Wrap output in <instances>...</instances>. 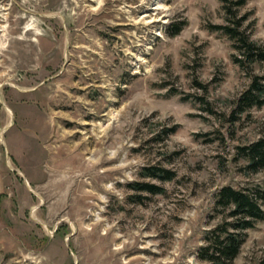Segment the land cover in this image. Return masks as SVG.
<instances>
[{"label":"rangeland","instance_id":"rangeland-1","mask_svg":"<svg viewBox=\"0 0 264 264\" xmlns=\"http://www.w3.org/2000/svg\"><path fill=\"white\" fill-rule=\"evenodd\" d=\"M234 20L264 48V0H0V264H211L220 190L264 191ZM245 234L231 264H261L264 220Z\"/></svg>","mask_w":264,"mask_h":264},{"label":"trees","instance_id":"trees-1","mask_svg":"<svg viewBox=\"0 0 264 264\" xmlns=\"http://www.w3.org/2000/svg\"><path fill=\"white\" fill-rule=\"evenodd\" d=\"M242 4H244V1H239L236 5ZM229 12L235 18V13L231 9H229ZM234 22L237 23V27L226 25L220 29L224 30L229 38L234 41L239 55L242 56V59L236 57V62L242 63L245 59H250V62L264 61V48L257 47L251 42L246 33L239 29L240 23L236 20ZM171 27L175 28L172 33L173 36L179 34L182 30V27ZM237 105L241 112L264 105L263 77L255 76L252 78L250 86L240 95ZM240 150L252 172L264 169V139H259L248 146L241 147ZM145 170L143 175L147 178L161 181H169L174 178V173L168 169L154 166L147 167ZM132 188L137 192L154 195L163 192V188L152 183H137ZM261 203H264V191L247 193L232 187L221 189L218 193V205L225 210L230 209L229 214L226 216V219L230 218V220H226L220 229L208 233L206 237L207 244L200 249V258L211 264H231L239 255L245 242V231L253 228L256 222L264 220ZM261 264H264V261Z\"/></svg>","mask_w":264,"mask_h":264},{"label":"bare ground","instance_id":"bare-ground-1","mask_svg":"<svg viewBox=\"0 0 264 264\" xmlns=\"http://www.w3.org/2000/svg\"><path fill=\"white\" fill-rule=\"evenodd\" d=\"M145 16V15H144ZM2 26L0 25V28H1ZM1 30V29H0ZM0 44H2V40L0 39Z\"/></svg>","mask_w":264,"mask_h":264}]
</instances>
